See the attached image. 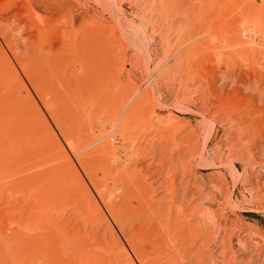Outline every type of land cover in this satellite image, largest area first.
<instances>
[{
  "label": "rangeland",
  "instance_id": "1",
  "mask_svg": "<svg viewBox=\"0 0 264 264\" xmlns=\"http://www.w3.org/2000/svg\"><path fill=\"white\" fill-rule=\"evenodd\" d=\"M174 263L264 264V0H0V264Z\"/></svg>",
  "mask_w": 264,
  "mask_h": 264
},
{
  "label": "bare ground",
  "instance_id": "2",
  "mask_svg": "<svg viewBox=\"0 0 264 264\" xmlns=\"http://www.w3.org/2000/svg\"><path fill=\"white\" fill-rule=\"evenodd\" d=\"M83 29V28H82ZM85 31L83 30V33H84ZM61 33H63V34H65L64 33V31L62 30V32ZM62 35V34H61ZM84 35H85V33H84ZM84 35H83V37H82V39L84 38ZM65 36V35H64ZM39 40H42V37H40V39ZM63 41V40H62ZM83 47V45H81V48ZM18 52V51H17ZM31 52L33 53V54H35V55H39L40 56V58L39 59H42V61H44V62H49L50 61V56H53L54 54H56V53H58V51L56 52V53H54V52H52L51 50H47V48L46 47H43V46H40L37 50H34L33 48H32V50H31ZM52 53V54H51ZM17 56H18V58H20L19 57V55L18 54H16ZM19 60V59H18ZM25 60V59H24ZM20 61V60H19ZM22 62H23V60H22ZM39 69V68H38ZM50 75H51V73H50ZM263 87V86H262ZM253 89V88H252ZM260 89V88H259ZM257 93V92H256ZM256 95H258V94H256ZM135 165V164H134ZM135 166H132V168L130 169V171H128L126 168H122V169H120V170H118L119 172H118V177L122 180V183H123V188H124V193L127 195V196H129V195H134V193L130 190V188L132 187V186H134V185H136V183L134 184V185H132L133 184V181H132V178H133V176L136 174V170H135V168H134ZM139 179V178H138ZM138 181V180H137ZM137 185H139V182H137ZM140 185H141V183H140ZM135 189V188H134ZM133 189V190H134ZM136 192H137V190H136ZM143 192H145V191H143ZM144 194H146V193H144ZM142 196V195H141ZM144 197H142L141 199H143ZM143 204V203H142ZM136 206V205H135ZM146 207V206H145ZM143 209H144V207H143ZM128 210H130V209H128ZM142 210V209H141ZM184 210V209H183ZM134 211H135V209H134ZM137 211V210H136ZM187 211V210H186ZM131 213V212H130ZM137 213V212H136ZM183 213V212H182ZM144 214V213H143ZM185 215H186V213H185ZM122 217V216H121ZM153 217V216H152ZM179 217V216H178ZM120 218V217H119ZM139 218V217H138ZM143 219V218H142ZM170 220H172V219H170ZM174 221V220H173ZM179 221V220H178ZM180 223V222H179ZM147 224V223H146ZM172 224V223H171ZM119 225V224H118ZM153 225V224H152ZM151 225V226H152ZM155 225V224H154ZM144 227V226H143ZM155 228V227H154ZM177 228V226H175L174 227V229H176ZM180 228V227H179ZM179 228H177L176 230H177V237H178V239H181L182 237H184V232H183V230L182 229H179ZM184 228V227H183ZM170 229V228H169ZM172 229V228H171ZM179 229V230H178ZM157 230V229H156ZM166 230V229H165ZM126 231H127V229H126ZM125 231V232H126ZM158 231V230H157ZM135 232V231H134ZM204 232V231H203ZM162 233V232H161ZM168 234V233H167ZM206 236H205V238L203 239V242L204 243H206V242H208V236H207V233L205 234ZM170 236V235H169ZM174 238H175V236H174ZM172 239H170V241H171ZM169 241V243H173V242H170ZM172 241H174V239L172 240ZM182 241H183V238H182V240H180V244L179 245H182ZM167 242H168V240H167ZM202 242V241H201ZM156 243V242H155ZM175 243V242H174ZM173 243V244H174ZM141 245H144V244H141ZM146 246V245H145ZM209 248V247H208ZM140 250H142V249H140ZM139 252H142V251H139ZM145 253V252H144ZM188 253V252H187ZM146 254V253H145ZM149 254V253H148ZM194 255V254H193ZM180 257V256H179ZM172 259V258H171ZM247 259V258H246ZM150 260V259H149ZM178 261V260H177ZM180 261H181V259H180ZM194 263V262H193ZM175 264V263H174ZM183 264V263H182Z\"/></svg>",
  "mask_w": 264,
  "mask_h": 264
}]
</instances>
